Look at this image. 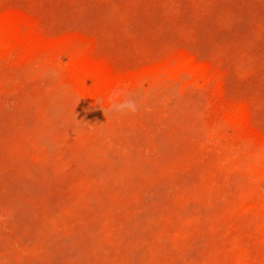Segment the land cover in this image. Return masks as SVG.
Here are the masks:
<instances>
[{
	"label": "rangeland",
	"instance_id": "obj_1",
	"mask_svg": "<svg viewBox=\"0 0 264 264\" xmlns=\"http://www.w3.org/2000/svg\"><path fill=\"white\" fill-rule=\"evenodd\" d=\"M0 264H264V0H0Z\"/></svg>",
	"mask_w": 264,
	"mask_h": 264
},
{
	"label": "clouds",
	"instance_id": "obj_2",
	"mask_svg": "<svg viewBox=\"0 0 264 264\" xmlns=\"http://www.w3.org/2000/svg\"><path fill=\"white\" fill-rule=\"evenodd\" d=\"M96 104L105 105L103 111L108 115L119 116L135 114L140 106L137 98L129 91V85L126 82L116 85L104 96L99 97Z\"/></svg>",
	"mask_w": 264,
	"mask_h": 264
}]
</instances>
